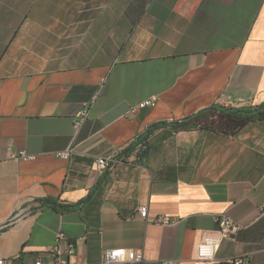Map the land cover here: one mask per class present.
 I'll list each match as a JSON object with an SVG mask.
<instances>
[{
  "label": "crops",
  "instance_id": "0c3cea01",
  "mask_svg": "<svg viewBox=\"0 0 264 264\" xmlns=\"http://www.w3.org/2000/svg\"><path fill=\"white\" fill-rule=\"evenodd\" d=\"M262 102L264 0H0V257L45 259L61 230L74 264L119 247L143 264H264V120L235 134L167 123L142 157L97 169L151 124ZM218 214L241 228L198 260Z\"/></svg>",
  "mask_w": 264,
  "mask_h": 264
},
{
  "label": "built area",
  "instance_id": "2783aa9c",
  "mask_svg": "<svg viewBox=\"0 0 264 264\" xmlns=\"http://www.w3.org/2000/svg\"><path fill=\"white\" fill-rule=\"evenodd\" d=\"M157 99L152 96L142 100L137 105L131 106L128 109L130 114L135 113L140 108H146L155 105ZM89 113V106L83 107L77 114L73 126L75 131L79 124ZM140 145L137 146V149ZM124 147H118L107 155L97 158V169L103 172L105 169L114 170L117 165L123 164L126 161H131L130 154L122 153ZM136 149V150H137ZM136 150L133 154L136 156ZM72 148H66L55 153L56 157L67 159L71 154ZM14 158L31 159L32 154H28L23 150L14 153ZM258 216L264 219V202L257 206ZM137 212L142 218L147 217V206L139 205ZM157 221L162 224H170L171 220L166 216H160ZM217 227L211 234H206L196 244L195 254L198 260H210L213 258L216 249L223 240H234L241 225L225 214L215 216ZM76 242L68 239L63 231H57L55 234L54 243L48 248L46 258L36 256L31 261H25L18 254L13 257H0V264H74L76 263ZM144 256L141 249H127L123 247L108 248L103 250L100 259L96 262L82 261V264H143ZM232 264H246L245 256H238L230 260ZM157 264H179L178 260L169 259L157 262Z\"/></svg>",
  "mask_w": 264,
  "mask_h": 264
},
{
  "label": "trees",
  "instance_id": "16d2710c",
  "mask_svg": "<svg viewBox=\"0 0 264 264\" xmlns=\"http://www.w3.org/2000/svg\"><path fill=\"white\" fill-rule=\"evenodd\" d=\"M257 120H264V102L255 106H235L220 107L216 105L205 107L193 115L182 118L181 120H172L169 122H156L151 124L143 134H139L133 143L124 148L122 153L128 154L136 150L137 157H142L146 150L147 135L158 126L171 124L174 128H186L190 125L196 128H205L221 132L224 134H235L247 123ZM43 203L54 204L51 200L42 201ZM4 227H0V231Z\"/></svg>",
  "mask_w": 264,
  "mask_h": 264
},
{
  "label": "water",
  "instance_id": "95a60500",
  "mask_svg": "<svg viewBox=\"0 0 264 264\" xmlns=\"http://www.w3.org/2000/svg\"><path fill=\"white\" fill-rule=\"evenodd\" d=\"M41 204H44V203H41Z\"/></svg>",
  "mask_w": 264,
  "mask_h": 264
}]
</instances>
